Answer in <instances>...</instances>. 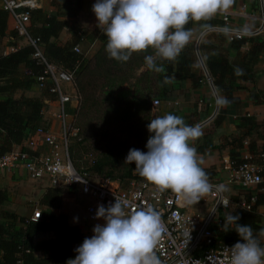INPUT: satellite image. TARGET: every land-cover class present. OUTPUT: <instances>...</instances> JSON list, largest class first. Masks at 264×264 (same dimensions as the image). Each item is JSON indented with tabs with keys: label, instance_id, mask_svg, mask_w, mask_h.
<instances>
[{
	"label": "trees",
	"instance_id": "1",
	"mask_svg": "<svg viewBox=\"0 0 264 264\" xmlns=\"http://www.w3.org/2000/svg\"><path fill=\"white\" fill-rule=\"evenodd\" d=\"M59 4L66 11L60 12ZM50 6L54 7L55 11L28 12V33L30 37L39 40L43 55L48 61L65 71H74V87L79 96L75 121L79 119L84 128H91L92 116L97 114L110 124L127 123L136 119L141 123L137 131L139 138L136 145L127 146L124 142L106 145L104 150L99 151L90 170L100 179H110L120 183L136 177L144 179L135 171L134 164L125 163L126 156L132 148L147 152L146 144L150 136L147 125L154 119L150 117V102L171 100L165 81L171 74L187 76L192 70L197 62L194 42L190 40L174 61L156 58L159 70L155 80L150 81L148 75L150 70L145 64V56H154L152 49L133 53L127 62L117 61L110 59L105 50L107 43L105 36L102 38L101 46L90 57L81 61L80 56L72 52V47L80 38L79 35L77 36L79 27L72 20L80 10L81 0H50ZM8 17L7 13L0 11V34ZM65 19H69L70 22ZM191 24L192 21L186 25V28L190 29ZM62 30H67L72 36L69 45H57L52 42ZM242 44H244L243 39L231 40L232 47H240ZM204 48L209 49L210 46H203L202 43L198 50ZM31 54V48L24 45L0 55V96H6L4 100H0V157L9 153L13 147L21 146L26 137L42 125L41 114L46 108V100H49L45 91L38 93V97L35 98L19 97L13 100L8 97L33 88L34 77L39 75L40 71L31 59ZM77 63L79 64L75 68ZM202 63L212 87L218 94L227 98L229 101L227 105L235 104L237 99L232 97L234 87L228 84L229 81L226 84L223 82L225 79L236 78L237 72L233 71L219 53L202 56ZM134 71H138V74L135 75ZM199 78L203 77L199 76ZM127 81H132V94L118 92L113 95L116 89ZM196 81L193 80L192 83ZM41 130L46 131L47 127H41ZM210 137L211 131L206 130L202 131V135L194 141L198 154H204L206 149L218 148L210 144ZM248 149L250 151V148ZM204 171L211 181L214 177L212 170ZM45 190L40 204L50 210L57 209L60 206L58 202L62 198L74 196V192L70 189L66 190L65 194L51 187ZM263 202L264 196L258 195L249 210L235 209L229 214L238 215L239 224L251 225L254 234H259L260 230L264 229V223L256 209ZM227 217L219 220L218 224L211 228L214 237L212 248L225 244L234 245L240 241L233 225L225 224ZM49 233L52 236L46 238L45 234ZM260 240L264 244V237H260ZM83 241L80 228L69 225L65 215L41 211L39 219L32 222L29 218L18 217L14 213L0 210V264H66L68 259L75 258V249ZM34 254H39V257L36 258Z\"/></svg>",
	"mask_w": 264,
	"mask_h": 264
},
{
	"label": "clouds",
	"instance_id": "2",
	"mask_svg": "<svg viewBox=\"0 0 264 264\" xmlns=\"http://www.w3.org/2000/svg\"><path fill=\"white\" fill-rule=\"evenodd\" d=\"M232 0H96L92 6L96 20L107 38L110 59L127 62L133 53L153 49L155 56H145L149 70H159L156 58L174 61L187 46L193 31L190 21L210 19L227 8ZM237 74L242 70L237 69ZM226 97L218 96L216 104L226 106ZM150 136L147 152L132 148L125 163L157 189L171 190L187 203H198L212 185L200 166L195 147L190 142L202 135L199 125H188L182 117L166 114L147 125ZM226 206V202H225ZM125 201L99 205L95 218L104 224L93 228L75 249L74 259L66 264H161L155 247L162 236L159 214L151 207L129 211ZM238 215L229 214L225 224L233 225L240 241L231 248L228 264H264V229L254 234L251 225L238 223ZM242 241V242H241Z\"/></svg>",
	"mask_w": 264,
	"mask_h": 264
},
{
	"label": "built area",
	"instance_id": "3",
	"mask_svg": "<svg viewBox=\"0 0 264 264\" xmlns=\"http://www.w3.org/2000/svg\"><path fill=\"white\" fill-rule=\"evenodd\" d=\"M258 1L260 14L254 19L258 23L257 31L264 35V0ZM37 9V0H0V11L7 13L11 19L15 37L32 50L31 59L40 71L34 77L33 89L37 93L45 91L49 100H46L43 114L50 106L53 107L52 119L57 128L55 132L49 129L39 132L47 152L11 150L0 157V170H21L30 180L45 181L48 187L60 191L70 189L75 196L81 197L87 221L81 230L84 239L93 235L95 225L104 224L103 219L95 218L98 206L107 207L115 203L116 198L125 201L129 211L151 207L159 214L164 230L155 247V254L161 264H228L229 252L226 248L233 245L212 248L214 237L209 224L218 210H249L256 197L252 192L246 193L248 190L264 195V149L254 158L244 156L238 162L228 160L223 163L221 171L225 176L218 181H209L212 187L206 198L211 203V211L207 217H202L200 210L189 212L179 194L161 191L145 179L136 177L120 183L110 179H94L84 173L82 168L75 170L68 157L70 140L75 139L78 134L75 114L79 96L74 87V71H65L48 61L43 55L39 40L30 37L28 12ZM226 21L224 16L222 22ZM248 35L250 34L235 31L231 33L230 41L240 40ZM72 52L80 56L81 61L90 57L87 56L88 53H81L77 45L72 47ZM214 103L212 117L217 110L215 98ZM159 105V101H152L153 108ZM235 186L247 191L240 194L241 197L236 202H232L225 192L228 191L227 187ZM244 195L248 197L244 198ZM39 217L40 211L35 209L29 221L35 222Z\"/></svg>",
	"mask_w": 264,
	"mask_h": 264
},
{
	"label": "crops",
	"instance_id": "4",
	"mask_svg": "<svg viewBox=\"0 0 264 264\" xmlns=\"http://www.w3.org/2000/svg\"><path fill=\"white\" fill-rule=\"evenodd\" d=\"M37 2L39 5L37 10L43 13L55 11V8L50 6V0H37ZM93 4L94 0H81L80 10L77 11L75 18L72 20L79 27L77 34L79 37L83 29L98 23L92 11ZM259 14L260 5L258 0H232L227 8L218 11L210 19L199 22L192 21L190 26L193 31L191 41L195 44V41L200 37L198 47L202 43L203 46H210L209 49L198 50L201 62L202 56L206 57L211 53H219L223 55L233 71L242 70V74H239L236 78L225 79L223 82L226 84L229 81L228 84L234 87L232 97L237 99L235 104L231 106L216 105V114L211 117L215 106L214 93L216 97L221 95L205 80L204 72L198 61L187 76L174 73L165 81V87L171 100L160 101V105H162L160 116L166 114L177 115L182 117L188 125H199L202 131H211L210 144L218 148L214 150L206 149L204 154H198V157L202 169L212 170L214 173L212 181H218L225 176V173L221 171V167L226 161L235 160L237 162L244 156L254 158L258 152L264 149V35L257 31L258 23L254 19ZM224 16L227 19L225 23L222 22ZM65 21L70 22L69 19H65ZM235 31L242 32L245 35L250 34L242 38L244 44L240 47L231 46V33ZM101 32H103L102 29ZM59 41L62 44L71 42L70 32L62 30L56 39H52L54 43ZM95 44H98L97 40L92 41L89 49L94 47ZM76 45L78 46V44ZM22 46L24 44L15 37L11 19L8 17L0 34V55H5L13 51L14 48ZM89 52L87 51V53ZM199 76L203 78L198 79ZM193 80L197 81L193 84ZM48 110L45 113L51 115V122L55 124L52 119L54 108L50 106ZM216 117L217 121L214 122ZM26 141L25 139L21 146H15L12 150L25 148ZM190 144L194 147V141H191ZM42 147L43 152H34H47V148L44 145ZM0 172H2L1 176L3 178L14 179L15 183L21 179L31 182L34 185L31 188L34 191L32 196L35 200L37 199V202L40 201L41 203L45 189L48 187L45 181L30 180L21 170H0ZM7 174L10 176H7ZM232 189L233 193L230 195L232 196L230 200L236 202L240 199L241 192L238 188L232 187ZM249 192H252L255 197L258 195L264 196L253 190L246 193ZM247 197L245 195L244 198ZM68 200L69 198H62L60 206L54 210L47 209L41 204L39 206H42L45 212L65 215L69 225L77 226L80 230H83L87 224L85 215L86 223L84 224L72 221L69 216L70 211L67 208ZM34 209L40 210L37 207ZM0 210L8 213L12 212V209H9L5 204H0ZM51 236V233L45 234L46 238ZM34 256L37 258L39 254H34Z\"/></svg>",
	"mask_w": 264,
	"mask_h": 264
},
{
	"label": "rangeland",
	"instance_id": "5",
	"mask_svg": "<svg viewBox=\"0 0 264 264\" xmlns=\"http://www.w3.org/2000/svg\"><path fill=\"white\" fill-rule=\"evenodd\" d=\"M58 10L60 12L66 11L62 8V5H58ZM46 11V10H45ZM98 24V23H97ZM96 25H91L90 27L83 29L79 41L76 43L79 46V50L81 53H87L90 51L88 55H91L95 49H98L101 46L102 38L105 37L104 33L101 32V28ZM93 40H97L98 44H95L94 47L90 48V45ZM70 42H66L65 44L69 45ZM55 44H62L60 41L55 42ZM153 50V49H152ZM96 51V50H95ZM154 51V50H153ZM155 56V53H154ZM89 57V56H88ZM21 71V70H20ZM135 75L138 74V71H134ZM149 79L150 81H154L157 75L156 70H150L149 72ZM132 81H127L122 86L118 87L113 95L117 94L118 92L132 94ZM138 88V85H137ZM10 99L16 100L19 97L25 98H35L38 97V93L35 89L31 88L30 90L20 91L16 94H12L8 96ZM6 96H0V100H4ZM162 105L157 106L156 108L152 107V101L150 102V117L156 118L160 117ZM44 110V109H43ZM47 112L49 110H46ZM50 113V112H49ZM41 114L42 117V125L38 126L32 133H30L26 138V146L25 148L21 149L24 151H28L30 153L36 152H43L42 147V139L39 135V132L42 131L41 127H47V129L52 130L55 132L57 126L56 123L52 124L51 122V115L48 114ZM91 128L83 127L80 123L79 119L75 121V127L78 130L77 137L73 140H70L69 148H68V157L69 160L74 167L75 170L83 169L84 173H87L90 177L94 179H100L93 171L90 170L93 162L96 159L99 151L102 149L104 150L105 146L108 144H121L122 142L126 143L127 146L129 145H136V141L138 140V129L141 127V123L139 119L129 121L127 123H119V124H110L106 122V120L100 118L97 114H93L92 119L90 121ZM52 126V127H50ZM43 132V131H42ZM0 172V204L7 205L9 209H12V212L15 213L18 217H24L28 219L31 213L35 210L34 208H39L40 212L43 211L42 206L40 207V201L37 202L33 198L32 187H34L31 182L22 180H17L16 183L14 179L10 178H3ZM7 176H10L7 174ZM154 186L153 184H151ZM156 187V186H155ZM235 188H238L235 186ZM241 194L247 189L238 188ZM225 195L227 198L230 199V196L233 192V189L227 187ZM171 191V190H168ZM249 191V190H248ZM61 194H65L66 191L60 192ZM245 194V193H244ZM60 195V194H59ZM77 195V194H76ZM245 196V195H244ZM182 198V197H181ZM201 200L198 203H187L185 200H182L187 207L189 212L194 213L197 210H200V215L202 217H207L211 211V203L208 202L206 198V194L203 195ZM61 204V200L58 202ZM67 208L69 209V216L75 223L84 224L86 223L84 219V200L79 196H73L69 198L67 201ZM8 211V210H7ZM256 212L261 216L262 222L264 223V202L261 204L257 209ZM229 211H221L218 210L214 213L209 228L211 229L214 225L218 224V221L224 219L228 216ZM213 220V221H212ZM212 231V229H211ZM212 234V233H211Z\"/></svg>",
	"mask_w": 264,
	"mask_h": 264
},
{
	"label": "water",
	"instance_id": "6",
	"mask_svg": "<svg viewBox=\"0 0 264 264\" xmlns=\"http://www.w3.org/2000/svg\"><path fill=\"white\" fill-rule=\"evenodd\" d=\"M199 39H200V37L195 41V44H194V53H195V56H196V58H197V61H198L199 65H200L202 71L204 72V76H205L206 80L208 81L209 85L211 86L210 80H209V78H208V76H207V74H206V72H205V69H204V67H203V65H202V62H201V60H200V58H199V54H198V42H199ZM213 93H214V92H213ZM214 98H215V100H216V95H215V93H214ZM211 117H212V116H211Z\"/></svg>",
	"mask_w": 264,
	"mask_h": 264
}]
</instances>
